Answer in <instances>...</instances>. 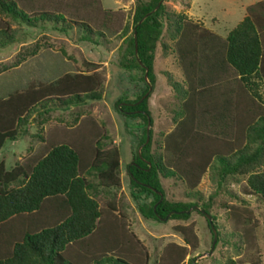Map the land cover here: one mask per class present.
Here are the masks:
<instances>
[{"label":"rangeland","instance_id":"374dc122","mask_svg":"<svg viewBox=\"0 0 264 264\" xmlns=\"http://www.w3.org/2000/svg\"><path fill=\"white\" fill-rule=\"evenodd\" d=\"M140 1L144 0H100L102 9L111 11V20L107 25H92L90 31L60 19L38 18L34 26H29L0 8V26L6 23L9 26L6 35L0 36V43L7 41L0 44V100L29 86L53 83L64 73L95 76L99 79L95 92L100 95L99 99L84 96L78 102L65 97L61 100L48 97L45 102H37L19 119L16 138L7 139L0 148V161L6 169L26 160L35 162L45 152L49 140L84 129L86 123L87 132L94 135L92 139L87 137L90 146L87 165L94 160L96 147L103 152L119 150L117 186L101 184L91 168L81 175L87 182L84 188L87 196L103 212L102 220L115 221L118 228L123 227L128 246L124 249L126 259L131 257L134 264H222L231 258L264 264V198L247 185L251 172L264 170V145L250 139L248 127L258 114L264 113V79L253 76L256 85L238 82L241 85L237 83L232 88L231 106L235 110L237 104L240 112H234L239 121L236 118L230 135L221 130L223 124L214 120L196 123L197 131L209 135L208 146L226 155L246 144L250 145L249 152L263 146L260 161L250 171L229 173L221 178L220 162L214 158L194 186L187 182L185 174L184 180L167 171L176 166L186 169L193 152L188 148L184 156L182 150L189 135L183 137L178 132L183 119L185 84L175 46L182 24L225 37L247 14L248 7L259 0H161L165 12L159 18L162 31L154 50L155 79L147 98L152 119L150 152L154 158L160 157L165 166L159 171L164 198L195 202L200 208L205 204L207 212L214 216L217 240L210 253L213 234L203 213L192 209L186 218L159 221L143 216L138 210L139 203L149 202L151 195L141 193L138 198L131 195L138 188L130 184L127 164L134 152L140 150L138 143L144 124L141 117H127L119 112L115 102L120 97L136 98L145 85L140 69L122 65L130 58L126 38L132 31L135 5ZM85 34L89 41L80 39ZM65 101L68 103L62 104ZM171 132L175 135L169 136ZM192 144L196 146L195 141Z\"/></svg>","mask_w":264,"mask_h":264},{"label":"trees","instance_id":"16d2710c","mask_svg":"<svg viewBox=\"0 0 264 264\" xmlns=\"http://www.w3.org/2000/svg\"><path fill=\"white\" fill-rule=\"evenodd\" d=\"M159 1L144 0L135 5L132 31L126 38V53L130 58L128 60L124 54L123 58L127 60L122 65L128 69H140L145 85L136 98L120 97L115 105H119L117 110L125 116L143 119L142 137L138 143L141 147L127 164V172L131 186L138 188L131 191L134 198L141 193L146 197L152 196L149 202L139 203V212L160 221L171 211L169 218L188 217L189 214L183 210L195 202L164 198L159 171L165 166L160 157L154 158L150 152L151 129L146 141V125L148 121L152 122L147 98L155 79L154 50L162 31L159 18L165 12L164 4L160 3L154 11L151 10ZM100 3V0H0V8L29 26H34V20L38 18L60 19L90 31L92 25H107L111 20V11L102 9ZM141 18L143 20L138 23ZM8 29L7 23L0 26V36L6 35ZM180 32L175 53L184 76L185 97L182 125L178 132L183 137L189 135V141L182 150L185 151L184 156H187L188 148L193 152L186 169L176 166L168 169V173L184 180L185 174L187 182L194 186L214 158L220 162L218 171L221 178L229 173L250 171L260 161L258 156L263 146L249 152L250 145L246 144L226 155L208 146L211 139L207 141L206 138H210L209 135L197 131L196 123L207 121L208 124L214 120L223 124L220 125L221 130L230 135V128L236 126L234 112L238 110L237 104L234 105L235 110L231 106L234 98L232 88L238 82L256 85L253 76L264 79V0L249 6L247 14L225 37L205 28L199 32L197 26L188 23L182 24ZM80 39L89 41V36L81 35ZM5 43L6 40L0 44ZM98 84L99 79L91 74L64 73L53 83L29 86L25 91L13 92L5 100H0V148L7 139L16 138L19 119L37 102H45L48 97L72 99V102H78L84 96L99 99L100 95L95 92ZM83 127L49 140L45 152L38 155L35 162L26 160L6 169L4 162L0 161V264H134L131 257H124L127 245L123 227L118 225V228L115 221L102 220L103 212L95 200L87 196L84 189L87 182L81 175L91 168L101 184L117 186L119 150L103 152L96 147L94 160L87 165V148H90L87 137L92 139L94 135L87 132L86 123ZM248 127L250 139L264 145V113L258 114ZM168 135L175 134L171 132ZM194 141L196 146L192 144ZM247 185L252 192L264 198V170L251 172ZM157 191L163 195L160 201ZM202 207L208 211L205 204ZM222 264L259 263L228 258Z\"/></svg>","mask_w":264,"mask_h":264},{"label":"water","instance_id":"95a60500","mask_svg":"<svg viewBox=\"0 0 264 264\" xmlns=\"http://www.w3.org/2000/svg\"><path fill=\"white\" fill-rule=\"evenodd\" d=\"M160 3H161V0L156 4V6L151 10V12L154 11V10L159 6ZM151 12H149V13H151ZM149 13L145 14V15L143 16V18L146 17ZM143 18H141V19L138 21V23H140V22L143 20ZM135 36H136V33H135V30H134V37H135ZM135 50H136V40H135ZM145 76H146V75H145ZM149 89H150V87H149ZM143 97H144V96H143ZM143 97H142V98H143ZM149 129H150V122L148 121V122H147V125H146V141H148V139H149ZM157 192H158L159 195H160V198H159V201H160V200L162 199V196H163V195L161 194V192H159V191H157ZM192 209H196V210H198L199 212L203 213V214L205 215V217L207 218V220H208L209 226H210L211 231H212V234H213V236H212L211 248H210V250H209V252H208V253H210L211 250L213 249L215 243H216V240H217V231H216V228L214 227V224H213V222H212V217H211V215H210L209 213H207L203 208H200V207L197 206V205H192V206H190L188 209L183 210V211L186 212V213H188V212H190ZM172 212H173V211L168 212V213L166 214V216L163 217L162 219L164 220V219L169 218V216H170V214H171Z\"/></svg>","mask_w":264,"mask_h":264}]
</instances>
